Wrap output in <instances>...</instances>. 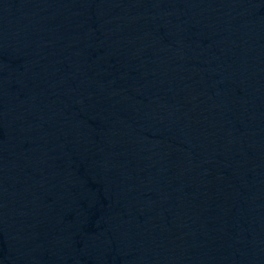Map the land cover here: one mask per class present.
I'll return each mask as SVG.
<instances>
[{
  "label": "water",
  "instance_id": "95a60500",
  "mask_svg": "<svg viewBox=\"0 0 264 264\" xmlns=\"http://www.w3.org/2000/svg\"><path fill=\"white\" fill-rule=\"evenodd\" d=\"M0 264H264V0H0Z\"/></svg>",
  "mask_w": 264,
  "mask_h": 264
}]
</instances>
